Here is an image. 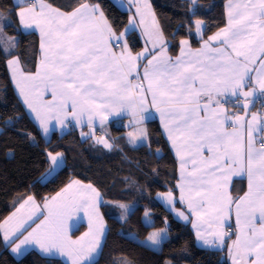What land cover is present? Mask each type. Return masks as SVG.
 Returning a JSON list of instances; mask_svg holds the SVG:
<instances>
[{
	"label": "snow or ice",
	"instance_id": "1",
	"mask_svg": "<svg viewBox=\"0 0 264 264\" xmlns=\"http://www.w3.org/2000/svg\"><path fill=\"white\" fill-rule=\"evenodd\" d=\"M132 2L140 16L139 24L133 20L117 35L98 3L89 5L84 2L71 12H63L43 0L39 4L36 0H18L17 18L24 29L39 30L42 50L39 70L35 75L23 76V79L39 81L45 88L51 87L53 99L59 92L61 99L56 107L62 109V115L66 117L70 114L79 122L87 114L89 125L94 116H100L103 122L114 113L128 112L135 117L138 111L145 112V93H150L151 104L160 112L168 138L180 158L183 180L180 199L185 200L184 193L187 191L188 209L197 221L210 227L213 223L216 225V231L211 235L217 240L205 239L199 231L197 236L203 239L204 245L217 251L223 250L224 222L234 208L240 233L228 249L232 264H264V135H261L257 147L252 124L258 118L253 115L248 122L245 140L243 117H227L223 107L230 97L246 98L257 88L264 93V0H247L243 4L230 2L227 26L209 37L203 48L195 52L187 40L183 41L184 47L175 61L167 54L163 33L156 26L154 17V30H144L152 44L151 53L146 55L148 49H145V52L133 55L128 49L125 35L144 24V11L139 6V0ZM123 3L124 0H115L113 6L122 7ZM190 3L195 4V0H190ZM150 7L144 0L143 8L149 13ZM201 24L200 20L195 22L197 33L201 31ZM0 44L8 53L7 41L0 39ZM213 44L216 46L213 47ZM12 46L15 47V44ZM157 46L159 51H156ZM140 59L145 61L142 68L138 65ZM8 63L14 73L18 71V59ZM129 77H134L137 82L133 83ZM141 79L147 82L146 87L139 83ZM17 86L20 87L19 84ZM246 87L248 91L244 90ZM20 91L23 95L24 88L20 87ZM68 101H71L70 113ZM25 102L33 112H37L26 96ZM54 118L63 125L60 114ZM226 120L232 121L230 132L225 127ZM136 123L139 124L140 119ZM41 124L47 134L45 121L41 120ZM139 133L146 135V130L141 128ZM129 136L136 138L134 133H129ZM178 140L180 145H177ZM100 142L105 147H111L107 141ZM205 151L210 155L206 156ZM48 156L51 164L59 167L62 154L48 153ZM189 164L192 165L191 170H188ZM245 172L249 180L248 193L233 200L229 192L231 178ZM254 179L257 181L255 187ZM78 184L79 181H74L45 203L44 207L48 209L46 219L52 225L45 235L47 244L29 233L19 243L11 241L15 244L12 248L14 253L20 251L21 245L35 239L44 252L56 249L64 253L66 245H75L67 253L71 264H95L93 253L100 248L104 235L103 217L99 212L102 200L100 193L91 185L78 193L66 195ZM184 184L188 185L187 189ZM167 199L172 201L171 192ZM28 200L35 206L32 197ZM119 207L125 213L128 210L126 205L120 204ZM79 212L88 216L89 232L79 241H70L69 222ZM12 219L10 217L0 225L6 242L10 239L6 225ZM164 239L166 235L160 233H151L147 238L155 247H159ZM248 257L252 259H246Z\"/></svg>",
	"mask_w": 264,
	"mask_h": 264
},
{
	"label": "trees",
	"instance_id": "2",
	"mask_svg": "<svg viewBox=\"0 0 264 264\" xmlns=\"http://www.w3.org/2000/svg\"><path fill=\"white\" fill-rule=\"evenodd\" d=\"M45 1L67 12L84 2ZM90 1L99 4L117 35L127 28L129 14L113 6L111 0ZM150 1L163 35L170 43L172 56L178 54L182 41L189 40L197 47L227 25L225 6L230 0H195V4L190 0ZM17 12L13 0H0V17L4 18L0 19V26L3 22L6 25L3 31L16 40L15 47L7 46L8 53L0 44V225L27 197L44 202L63 192L71 181L79 180L96 188L103 199L102 217L108 232L101 256L95 264H117L123 258L131 264H202L199 258L203 251L198 248L191 229L177 222L158 200V196L169 192L179 196V175L176 163H165L169 147L156 122L147 125L151 133V148L131 146L128 131L122 123L103 129L116 149L112 153L95 154L90 150V140H85L78 131L64 137L55 134L50 142L45 141L23 105L12 100L8 61L18 58L27 74L35 73L40 61L39 38L36 34H25L20 30ZM197 20L203 24L199 37L195 33ZM127 43L135 53L143 48L136 33L128 36ZM259 105V102L255 104L256 111ZM48 153H62L66 164L52 181L44 183L51 168ZM120 204L126 205L130 212L124 213ZM145 213L153 223L150 227L145 224ZM84 228L82 226L74 234H80ZM165 228L169 237L162 251L150 249L137 241L146 239L152 231ZM182 239L185 243L177 247ZM226 253H207L208 264H225L223 257ZM0 264L67 263L60 258L44 257L37 251L16 259L5 245L0 228Z\"/></svg>",
	"mask_w": 264,
	"mask_h": 264
},
{
	"label": "crops",
	"instance_id": "3",
	"mask_svg": "<svg viewBox=\"0 0 264 264\" xmlns=\"http://www.w3.org/2000/svg\"><path fill=\"white\" fill-rule=\"evenodd\" d=\"M111 1L113 3H115V0H111ZM17 2H18V0H13V4L15 6L17 5ZM39 2H40V0H36L37 4H39ZM43 2L45 4L50 5L45 0H43ZM84 2L88 3L89 5H93L90 0H84ZM230 2L232 4H243V3H246L247 0H230L229 2H227L226 6H225V13H226L227 22H228V8H229ZM253 2H255V0H253ZM147 3L151 6L150 7V13H149V10L143 8L144 0H139V6L141 7L142 11H144V24L139 25L130 33V34L136 33L139 36L141 43L143 45L142 50L140 52H136V53L133 52L129 47L128 49L131 50L133 55H137L139 53L145 52V49H148V52L146 53V55H149L151 53L152 44H151V41L149 40L148 35L145 34L144 30H145V28H147L149 31L154 30L153 17L155 19L156 26H158L160 31L162 32L161 26L157 20V16H156L155 11L152 7L151 1L148 0ZM51 7L55 8L53 6H51ZM117 7L120 10L127 12L129 14V23H128L127 28L129 27L130 23L133 20H135V22L137 24H139L140 16H139V14L136 13V5L133 4L132 0H124L123 6L121 7V6L117 5ZM55 9H57V8H55ZM60 11H63V10H60ZM63 12H67V11H63ZM19 27H20V30L25 34H36L39 38V43L41 44V36H40L38 29H24L20 22H19ZM216 33H214L213 35H215ZM130 34H126V38H128V36ZM213 35H211V36H213ZM197 37H199V36L197 35ZM208 39L209 38L202 41L199 44V46H197V47H194L191 41H189V40H187V41H188V45L190 46L191 50L193 52H195L199 49H202L204 42L207 41ZM164 41H165V45L167 47L168 56L173 61H175L177 59V57L180 56L182 47H184L182 44L183 41L180 44L179 52L176 56H172L170 54V43L165 37H164ZM212 46L215 47L216 45L213 44ZM116 50L119 51V49H116ZM156 51H159V46H157ZM13 59H18V58H13ZM13 59H11V60H13ZM41 59H42V50L40 47V61H41ZM185 59H188V57H185ZM40 61H39L38 67H37V71L39 70V67H40ZM144 63H145V61L143 59H140L138 61L139 67L142 68ZM7 70H8V74L10 76L11 82H12L13 98L15 100L17 99L23 105L27 115L32 120V122L37 126V128L41 132L43 138L47 142H50L52 137L55 134H58L60 137H64V136H66L69 133L74 132V131L80 132L82 137L85 140H90L93 142L94 139L92 138L91 135H92V133H94L96 137H98L100 139H106L108 141L107 143L111 145L110 148H112V151H113V150H115L114 149L115 145L110 139L107 138V136L103 132L104 131L103 129L107 128L113 124L122 125V123H123V124H125V129L130 131V133H132V130H135V132H134L135 135L140 134L139 129H141V128L145 129L146 135L150 139V144L149 145H143V146H148L149 148H151V146H152L151 133L149 132L147 125L151 122H156L159 129L161 130V137L164 138L165 142L167 143V145L169 147V153L166 154L165 159H164L165 163L166 162L168 164H170L171 162L176 163V165L178 167V175H179V183L177 186L179 196L176 197L174 194H172V201L169 202V200L167 199L168 193H166L164 195L158 196V200L161 202V204L164 206V208L173 215V217L175 219H177L180 223L188 226L191 229L198 248L205 250L207 252H216L217 251V250H214L212 248V246L204 245L203 239H201L200 237L197 236V232L199 231L201 237L208 239V240H213V241L217 240V237L211 235L212 232L216 231L215 223H213L212 226L210 227L207 223H202L200 221H197L196 216L194 214H192L188 209V203H187L188 193H187V191H185V193H184L185 200L181 201V199H180V196H181L180 185L183 184V180L181 179V171H180V163H181L180 158L176 154V148H174L172 146V140L168 138V133L164 128V120L161 119L160 112H158L156 110V108L151 104L152 97H151L150 93H148V92L145 93V99H146V111L145 112L141 113L138 111L137 115L135 117L131 113H128V112H122L119 115L114 113V114L108 115V118L106 120H104L103 122H101L100 116H94L91 125H89L87 122V114L82 116L79 122H77L70 114L66 117H64L62 115V109H58L56 107L60 103V99H61L59 92L57 93V98L53 99L51 87L45 88L44 85L42 83H40L39 81L34 82V81H26L23 79V76L35 75L37 71L33 74L25 73L23 68H22L20 61H19L18 71H16L14 73L13 68L9 66V63H7ZM21 73L23 75H21ZM252 75L254 76V73ZM129 79L132 80L133 83L137 82L134 77H129ZM139 83L143 84L145 87L147 86V82L142 80V79L139 80ZM18 84L20 85V87L24 88V94L23 95L21 94L20 87L17 86ZM253 87H256L254 83H253ZM244 90L248 91L249 89L246 87ZM25 96L27 97V100L29 102H31L34 107H36L37 112H39V116H37V112H33L32 109L28 107V104L25 102ZM221 102L223 103L222 97H221ZM258 102L260 103V105H259L258 110L256 111L254 109V107H255V104ZM230 103H234V104L232 105ZM68 104H69L68 111L70 113L71 112V108H70L71 101H68ZM245 104L247 105V107H244ZM223 107H224V115L225 116L233 117L235 115H240L243 117V121L245 123V140L247 138L248 122L251 121V117L253 115L257 116L258 119L256 122H253L252 126L255 129V131H253V138H254V141L256 142V146L259 147L260 137H261V135H264V115H262V114H264V93H261L259 91V89L257 88V90L251 96H248L246 98L245 97H240V98L230 97L228 103H223ZM48 109H51V110L49 111ZM58 114L61 115V118L64 121L63 125H61L59 123V121L54 118ZM142 117H147V118L141 119ZM137 119H140L139 124L136 123ZM41 120H44L47 127H48L47 134H45V132H44V125L41 124ZM171 127L174 128L175 125H171ZM225 127L229 132L232 131V121L226 120L225 121ZM1 131L2 130L0 127V133H1ZM180 143L181 142L178 140L177 145H180ZM103 145H104V143H103ZM98 146L101 148V145H98ZM182 151H183V149H182ZM193 151H194V148H193ZM205 155L208 156L210 154L207 151H205ZM191 168H192V165L189 164L188 170H191ZM185 178L190 179L186 176H185ZM256 183H257V181L254 179L253 180V186L254 187H255ZM184 187H185V189H187L188 185L184 184ZM248 190H249V180L247 178L246 172L242 173L240 175H234L231 178V181L229 184V192H230L233 200L245 196L248 193ZM32 200L35 202V206H33L32 201H29L28 197H27L25 199V201L21 204V205H23V207H21V205L19 207H17V209H15L3 221L2 224H4V222L6 220H9L10 217L13 218L6 225L8 231H9L10 239L7 242L4 241L5 245L9 248L10 252L12 253V255L16 259H21L26 254H28L32 251H37L39 253L41 252L45 257L60 258L65 263L71 264V258L69 257V255L67 253L71 252L72 249H70L68 245L65 246V252L64 253H61L59 251L58 252L57 251L44 252L41 249L39 251L32 249L33 246L41 247V245L39 243H36V242L34 245H31V242L35 240V239H31V240H29L28 243L21 245L19 252L14 253L12 251V248L15 247V244L11 243V241H15L16 243H19V240L24 239L25 237H28L29 233H32L33 237H36L37 232L43 233L44 224H46L47 227L49 228V230H51L52 225L46 219L48 217V214L45 212L46 208L44 207V205H45V203L50 202L52 200V198L47 199L44 202H39L34 197H32ZM178 205H180L181 207L179 208ZM180 213H183V215L181 216ZM74 216L83 217L82 212L76 213V214H74ZM184 217H187V219H185ZM84 223H86L85 219L82 220V224H84ZM193 225H196V227H193ZM256 225H257V227L260 226V222L258 219L256 221ZM79 227L80 226L75 225L72 232L77 231V229ZM223 231L225 233V236L223 238L224 239L223 250H220L217 252H224V251L228 252V249L231 248L232 243L228 242L227 239L230 236H232L233 240H235L236 237L240 233V227L236 224L235 209L234 208H233L228 220L224 222ZM1 233H2V236L4 237V229L3 228H1ZM43 235H44V233H43ZM70 236L71 235L68 234V237H70ZM17 237H19V239H17ZM93 255H94V257H96V255H98V251L93 253ZM228 255H230V254H228ZM230 258H231L230 264H232V256L231 255H230ZM246 259H252V258L248 257ZM85 264H87V262H85Z\"/></svg>",
	"mask_w": 264,
	"mask_h": 264
},
{
	"label": "rangeland",
	"instance_id": "4",
	"mask_svg": "<svg viewBox=\"0 0 264 264\" xmlns=\"http://www.w3.org/2000/svg\"><path fill=\"white\" fill-rule=\"evenodd\" d=\"M147 1H148V0H147ZM101 10H102V9H101ZM1 26H2L3 29H4L6 25H4V23L2 22V23H1ZM202 31H203V24H201V31H200V33H197V31H195V33H196V35L200 36L201 33H202ZM118 35H119V34H118ZM0 39L7 41V46H10L11 48L13 47L12 45L15 44V42H16V40H14V39L8 37L7 34H6L4 31H2V32L0 33ZM125 39H126V41H127L126 35H125ZM2 46H4V45H2ZM127 47L129 48L128 43H127ZM119 50H120V49H119ZM13 99H14V98H12V100H13ZM16 100H17V99H16ZM17 101H18V100H17ZM127 131H128V130H127ZM134 132H135V130H132V133H134ZM129 133H130V131L127 132V137H128V141L130 142L131 146H133V147L136 148V147H140V146H143V145H149V144H150V139H149V137H148L147 135H143V136H142V135H140V134H136V135H135L136 138L133 139L132 137L129 136ZM91 136H92V138L94 139V141H93V142L90 141V143H89L90 146H89V147H90V150H91L93 153H95V154H105V153H112V152H113V151H112V148H107V147H105V146L103 145L102 142H100V141H107L106 139H100V138L96 137L94 133H92ZM107 142H108V141H107ZM98 145H101V148H100ZM114 149H116V148L114 147ZM60 154H62V153H60ZM53 155H56V154H53ZM49 161H50V158H49ZM50 163H51V162H50ZM65 164H66V158H65V156L62 154V162L59 163V167H56V166H54V165L51 164L50 171H49L48 174L46 175L45 180H44V183H47V182H49V181H52V180L57 176L58 172H59L60 170H62V169L65 167ZM53 168L55 169L54 171H52ZM74 181H79V180H74ZM74 181H71L70 184H73ZM88 185H89V184H84V183H82V182L79 181V184H78V185H74L73 189H72L69 193H67L66 195H73V194H75V193H78V192H80L83 188H87ZM92 187H93V186H92ZM93 188H94V187H93ZM95 189H96V188H95ZM96 190H97V189H96ZM97 192H99V191L97 190ZM99 193H100V192H99ZM53 197H55V196H53ZM53 197H51V198H53ZM100 197H101L102 202H101L100 205H99V212H100V215L102 216V215H103V214H102V203H103V199H102L101 193H100ZM48 199H50V198H48ZM122 210L124 211V209H122ZM45 212L48 214V209H45ZM129 212H130V211L127 210L126 214H128ZM124 213H125V212H124ZM82 216H83L84 218H83V217H80V216H73L72 220L69 222L70 226H69V228H68V234L71 235V236L68 237V238H69L70 241H79L80 238H81L82 236H84L85 233L89 232V221H88L89 218H88V216H87L84 212H82ZM83 219H85V221H86V223H84V224H82V220H83ZM120 220H121V219H120ZM175 220H176L177 222H179L177 219H175ZM103 221H105L104 217H103ZM144 221H145V224H146L147 226H149V227L153 224L152 221L149 220V218H148V214H147V217L145 216ZM103 223H104V222H103ZM105 223H106V222H105ZM105 223H104V235L101 237V245H100V248L97 250V251H98V255H96V257H95V262H97V261L99 260V258H100V256H101V252H102L103 245H104L105 240H106V235H107V232H108V227L106 226ZM75 225L80 226V227L77 229V231L80 230V229L82 228V226H86V227L81 231L80 234L75 235L74 233H75L76 231L72 232V231H73V228H74ZM49 231H50V230H49V228L47 227V225L44 224V226H43V233H44V235H43V233H41V232H37V233H36V237H39L43 243L47 244V240H46V238H45L44 236H45L46 233L49 232ZM151 233H160L162 236L166 235V239H164V240L162 241V243L159 245V247L151 246V242L147 240L148 237H147L146 239H144V240H140V241L137 240V241H138L139 243L145 245L146 247H149L150 249H153V250H156V251H162V250H163V249H162V248H163V245H164V243L168 240V237H169V234H168L167 228H165V229H163V230H160V231H152ZM42 239H43V240H42ZM227 241L230 242V243H232V241H233V237L230 236V237L227 239ZM184 243H185V239H182L181 241L178 242L177 247L182 246ZM34 244H35V240L31 242V245H34ZM68 246H69L70 249L75 248V245H68ZM32 249H35V250H38V251H39L40 249L42 250L41 247H37V246H33ZM199 249H200V248H199ZM201 250H202V249H201ZM51 251H57V250H56V249H52ZM202 251H203V255L200 256L199 261H200L202 264H208V260H207V256H206V255H207V253H209V252H207V251H205V250H202ZM57 252H58V251H57ZM40 253H41V252H40ZM228 254H229V252H227V253L224 255V257H223V262H225V264H230V262H231L230 255H228ZM41 255H43V254L41 253ZM43 256H44V255H43ZM44 257H45V256H44ZM47 258H49V257H47ZM224 258H225V259H224ZM117 264H131V262H129L127 259H124V258H123V259H120L119 261H117ZM166 264H171V262H167Z\"/></svg>",
	"mask_w": 264,
	"mask_h": 264
},
{
	"label": "built area",
	"instance_id": "5",
	"mask_svg": "<svg viewBox=\"0 0 264 264\" xmlns=\"http://www.w3.org/2000/svg\"><path fill=\"white\" fill-rule=\"evenodd\" d=\"M122 126L125 127V124H123Z\"/></svg>",
	"mask_w": 264,
	"mask_h": 264
}]
</instances>
